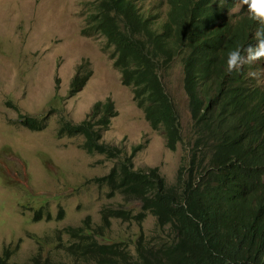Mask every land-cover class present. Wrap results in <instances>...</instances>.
I'll list each match as a JSON object with an SVG mask.
<instances>
[{"label": "trees", "instance_id": "obj_1", "mask_svg": "<svg viewBox=\"0 0 264 264\" xmlns=\"http://www.w3.org/2000/svg\"><path fill=\"white\" fill-rule=\"evenodd\" d=\"M88 1L91 10L82 34L105 39L121 84L131 88L136 105L150 126L162 132L170 150L184 138L162 75L175 62L182 66L192 119L188 161L170 185L156 167L134 170L139 146L123 158L102 142L117 116L110 99L94 104L81 123L63 122L58 140L80 138L81 150L112 152L111 160H119L103 182L108 196L138 203L140 212L133 216L123 209H104L96 229L89 218L82 227L64 229L71 242L60 249L71 262L49 260V252L30 264H264V79L247 75L260 71L264 60L232 72L226 63L229 52L255 46L259 25L249 19L247 6L240 0H166L168 10L160 19L158 13H143V0ZM90 77L87 64L76 70L69 97L80 93ZM21 119L31 132L47 125L46 118ZM42 212L35 214L37 220ZM148 215L165 234L160 243L152 245L142 234L135 255L123 243H100L111 220L141 226ZM11 255L9 250L0 254V264H10Z\"/></svg>", "mask_w": 264, "mask_h": 264}, {"label": "rangeland", "instance_id": "obj_2", "mask_svg": "<svg viewBox=\"0 0 264 264\" xmlns=\"http://www.w3.org/2000/svg\"><path fill=\"white\" fill-rule=\"evenodd\" d=\"M140 8L146 15L158 13L160 19L168 10L166 0H143ZM90 10L88 0H0V254L11 251L10 264H30L49 252V260L69 263L60 249L71 242L64 229L82 227L87 218L96 229L104 209H123L133 216L140 212L138 203L108 196L103 182L119 164L111 160L112 152L91 155L79 148L82 139L56 137L63 122L81 123L94 104L108 99L114 103L117 116L102 134V142L123 158L139 146L132 160L134 170L156 167L170 185L188 161L192 119L182 66L175 62L162 75L184 138L170 150L162 132L150 126L136 105L131 88L121 84L105 39L82 34ZM237 12L235 8L231 14ZM86 64L89 81L69 97L76 70ZM260 72L264 79V67ZM21 117L46 118V128L28 131ZM142 234L152 245L165 237L148 215L141 226L111 220L100 243H123L135 255Z\"/></svg>", "mask_w": 264, "mask_h": 264}, {"label": "clouds", "instance_id": "obj_3", "mask_svg": "<svg viewBox=\"0 0 264 264\" xmlns=\"http://www.w3.org/2000/svg\"><path fill=\"white\" fill-rule=\"evenodd\" d=\"M240 5L247 6L249 19L255 21L259 27L256 28L253 35L255 46L249 45L229 52L226 61L228 72H232L244 64L264 60V0H240ZM247 75L258 79L261 72L249 71Z\"/></svg>", "mask_w": 264, "mask_h": 264}]
</instances>
